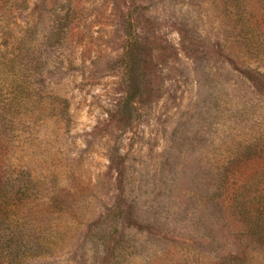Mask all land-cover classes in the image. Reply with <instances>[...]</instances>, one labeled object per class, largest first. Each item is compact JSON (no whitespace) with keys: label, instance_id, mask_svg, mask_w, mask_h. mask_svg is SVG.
Returning a JSON list of instances; mask_svg holds the SVG:
<instances>
[{"label":"rangeland","instance_id":"1","mask_svg":"<svg viewBox=\"0 0 264 264\" xmlns=\"http://www.w3.org/2000/svg\"><path fill=\"white\" fill-rule=\"evenodd\" d=\"M0 119L2 264H264V0H0Z\"/></svg>","mask_w":264,"mask_h":264},{"label":"trees","instance_id":"2","mask_svg":"<svg viewBox=\"0 0 264 264\" xmlns=\"http://www.w3.org/2000/svg\"><path fill=\"white\" fill-rule=\"evenodd\" d=\"M128 40L126 43L125 61L130 65L132 52L135 48V40L130 30V25L127 27ZM132 97L129 95L121 102L123 106H127ZM2 121L0 119V144L2 143ZM1 184V183H0ZM2 185H0L1 195ZM1 204V203H0ZM234 210L245 223L249 234L260 247L264 248V169L256 172L250 179L240 185L232 200ZM3 211L6 209L3 207ZM2 207L0 206V214ZM1 237V235H0ZM1 241V240H0ZM240 256H228L223 258L221 264H241ZM0 264H2L0 262Z\"/></svg>","mask_w":264,"mask_h":264}]
</instances>
